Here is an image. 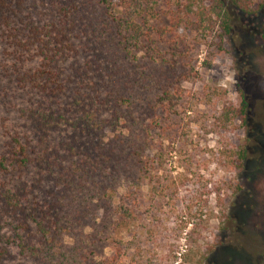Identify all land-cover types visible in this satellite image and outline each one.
<instances>
[{"label": "trees", "instance_id": "16d2710c", "mask_svg": "<svg viewBox=\"0 0 264 264\" xmlns=\"http://www.w3.org/2000/svg\"><path fill=\"white\" fill-rule=\"evenodd\" d=\"M252 2L0 0V264L149 251L142 236L174 191L156 142L189 78L180 34L199 43L218 31L220 48L232 11L253 16ZM245 110L242 96L222 105L221 124ZM105 247L114 255L95 259Z\"/></svg>", "mask_w": 264, "mask_h": 264}, {"label": "rangeland", "instance_id": "374dc122", "mask_svg": "<svg viewBox=\"0 0 264 264\" xmlns=\"http://www.w3.org/2000/svg\"><path fill=\"white\" fill-rule=\"evenodd\" d=\"M252 7L250 17L232 11L220 48L218 31L199 43L180 34L190 46L181 60L189 78L178 84L172 133L156 142L174 191L152 234L142 236L149 251L125 249L123 231L116 264H264V1ZM241 96L243 120L222 125L219 108ZM240 148L238 161L232 152ZM113 255L105 247L94 258Z\"/></svg>", "mask_w": 264, "mask_h": 264}]
</instances>
